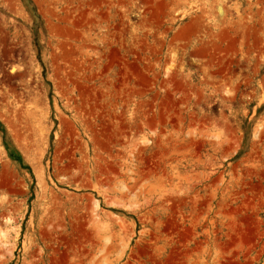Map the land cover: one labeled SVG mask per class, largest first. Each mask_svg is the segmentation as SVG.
Returning a JSON list of instances; mask_svg holds the SVG:
<instances>
[{
    "label": "rangeland",
    "instance_id": "1",
    "mask_svg": "<svg viewBox=\"0 0 264 264\" xmlns=\"http://www.w3.org/2000/svg\"><path fill=\"white\" fill-rule=\"evenodd\" d=\"M188 223L264 231V0H0V264H188Z\"/></svg>",
    "mask_w": 264,
    "mask_h": 264
},
{
    "label": "crops",
    "instance_id": "2",
    "mask_svg": "<svg viewBox=\"0 0 264 264\" xmlns=\"http://www.w3.org/2000/svg\"><path fill=\"white\" fill-rule=\"evenodd\" d=\"M126 102H132V98L126 99ZM136 115H138V113L134 111V116ZM232 225L233 224L230 223H227L225 225H218L217 223H214L212 225L208 223H188L187 225H185L187 227V230L189 231V234L187 236L189 242L202 240L205 243L209 244H211L212 242L214 246L213 254L206 253L208 252L207 247H203L202 250H199L200 254L195 252L196 246L191 247V253L188 258L186 257V262L188 264H255L259 262L257 256H255L253 251L250 250V247L253 246L255 238L257 239L264 237V231L260 232V234H255V231L252 228H248L247 224L246 230L241 234H238L237 230L226 228V226L232 227ZM238 239H240L241 241H245V247L247 251V254H245V256H241L238 254L226 255L221 253L223 242H231V246H236V241ZM232 241L234 242L232 243ZM117 264L123 263L118 260ZM261 264H264V259L262 260Z\"/></svg>",
    "mask_w": 264,
    "mask_h": 264
}]
</instances>
